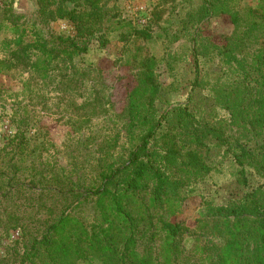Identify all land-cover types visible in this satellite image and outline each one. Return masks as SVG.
<instances>
[{
    "label": "trees",
    "instance_id": "1",
    "mask_svg": "<svg viewBox=\"0 0 264 264\" xmlns=\"http://www.w3.org/2000/svg\"><path fill=\"white\" fill-rule=\"evenodd\" d=\"M73 1L72 8L61 2L49 11L72 20L75 36L47 31L25 14L11 13L8 26V16L2 18L0 30L5 24L13 34L0 40L5 51L0 73L22 67L50 84L61 70L59 81L71 95L67 124L81 138L94 118L108 117L112 104L99 87L86 85L75 60L88 52L94 38L105 45L106 23L124 18L118 11L110 14L106 0ZM172 1L181 14L186 12L175 30L159 27L167 43L165 61L172 68L193 58L192 88H209L210 116L181 103L159 110L161 84L153 55L138 70L121 112L128 118L122 157L114 158L119 129L94 133L100 155L89 161V172L87 161L77 155L67 168L60 165L58 151L50 152L56 145L48 129L39 126L35 140L28 127L19 129L0 147V225L21 229V264H264V0L257 6L243 0ZM164 9L155 12L156 23L163 20ZM221 15L234 29L217 43L200 26ZM132 29L137 37H154L150 25ZM182 43L186 47L180 51ZM209 62L214 68L204 72ZM75 97L85 99L78 103ZM217 108L228 116L219 117ZM257 137L263 141L256 145ZM210 145L232 158L243 193L222 203L203 199L204 209L190 227L177 216L213 169L202 152ZM191 230L198 235L186 250L182 237ZM201 232L221 238L222 244L213 247Z\"/></svg>",
    "mask_w": 264,
    "mask_h": 264
},
{
    "label": "rangeland",
    "instance_id": "2",
    "mask_svg": "<svg viewBox=\"0 0 264 264\" xmlns=\"http://www.w3.org/2000/svg\"><path fill=\"white\" fill-rule=\"evenodd\" d=\"M262 0H243L246 6H257ZM64 3L66 8H72L73 0H0V20L7 17L5 24L11 25L10 14L17 16L25 14L29 18H35L40 25H44L47 31L67 36L77 34L76 26L69 18L55 16L49 10L54 5ZM45 4L48 13L45 14ZM106 7L110 14L118 11L122 19L121 23H106L107 39L105 45L100 44L99 38H94L88 52L81 54L75 60V68L81 79L87 86L96 85L100 88L102 96L110 101L112 109L108 116H101L92 120L91 127H84L80 133H74L67 124L70 117V93L65 92L61 70H57L54 82L44 84L31 76L26 68L13 67L0 73V147L9 143L10 138L19 129L28 127V136L35 140L37 128L42 126L48 129L52 141L56 147L51 148V153L58 151L57 158L60 165H69L73 156L86 160L85 172H89V161L94 162L100 155V140L94 133L100 129L109 133L111 129L120 130L121 140L114 158H120L128 142L127 122L128 118L121 114L128 104L129 90L136 84L138 70L151 56L157 60V77L161 84V92L157 100L160 111L166 107L181 103L189 105L196 112H204L210 116L212 97L209 88H196L192 84L195 79L194 60L187 56L183 61L175 62L172 68L167 66L165 55L167 43L159 36V27H169L175 30L179 25V19L185 15L174 6L172 0H106ZM165 8L163 20L156 23L155 12ZM6 14H3L5 13ZM44 14V15H43ZM47 15V16H45ZM3 24L0 30V40L5 36H11L12 30H7ZM131 24V25H130ZM150 25L154 31L152 39L135 36L133 26L142 28ZM200 29L215 42L222 43L224 38L233 32L234 25L227 15L213 16L205 20ZM186 47L180 44V51ZM174 50V49H173ZM5 51L0 47V58ZM214 65L207 63L203 68L212 71ZM89 81V79H91ZM88 96V94H86ZM75 99L82 102L85 97ZM45 107V108H44ZM28 109V114H25ZM208 109V111H206ZM214 112L219 117H227L225 110L217 108ZM36 114V116H34ZM38 116V117H37ZM111 117V118H110ZM112 126L113 128H108ZM71 135L74 141L69 140ZM80 138V139H79ZM88 140L85 142V139ZM95 140V141H94ZM263 141L262 137L253 140V144ZM85 142V143H84ZM72 144V145H71ZM71 145V146H69ZM205 157L211 163L213 169L205 177L203 182L195 185L193 193H189L184 202L182 211L177 219L185 222L190 227L195 224V218L204 209L203 199L222 203L227 199L243 193V188L236 181V166L231 157L224 156V152L215 145L202 148ZM47 156L48 154L45 153ZM89 162V163H88ZM88 167V169H87ZM257 175L255 180L258 181ZM198 234L192 230L182 237V244L186 250L195 246ZM204 240L213 247L222 244L223 240L208 232H201ZM22 231L18 226L0 225V264H21L24 250ZM23 264H29L28 262Z\"/></svg>",
    "mask_w": 264,
    "mask_h": 264
}]
</instances>
